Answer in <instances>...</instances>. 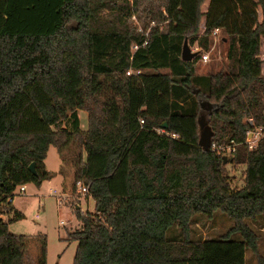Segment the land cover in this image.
Here are the masks:
<instances>
[{
    "label": "trees",
    "instance_id": "16d2710c",
    "mask_svg": "<svg viewBox=\"0 0 264 264\" xmlns=\"http://www.w3.org/2000/svg\"><path fill=\"white\" fill-rule=\"evenodd\" d=\"M3 1L0 264H33L26 238L8 229L21 218L11 203L18 187L48 178L46 152L69 135L85 154L76 181L94 202L91 213L74 209L80 229L65 233L76 243L72 264H245L246 251L258 255L264 140L252 150L240 143L247 118L264 126V0ZM215 30L227 43L226 70L197 74ZM184 41L199 49L190 62ZM69 90L86 102L85 132L76 111H54ZM230 141L240 144L231 161L209 148ZM229 164L243 169L239 189ZM215 212L232 226L194 240L192 225ZM41 239L34 264H45Z\"/></svg>",
    "mask_w": 264,
    "mask_h": 264
},
{
    "label": "rangeland",
    "instance_id": "374dc122",
    "mask_svg": "<svg viewBox=\"0 0 264 264\" xmlns=\"http://www.w3.org/2000/svg\"><path fill=\"white\" fill-rule=\"evenodd\" d=\"M3 3L4 1L0 0V26L2 24L1 11ZM206 6L207 3L202 6V12L206 10ZM131 21L136 29L141 28V21L136 16H133ZM213 36L209 51L201 53V55L206 54L208 56V61L207 63L197 62V74L204 75L226 70L227 43L221 33ZM190 49L191 52L199 51L196 46ZM259 58L262 61L264 74V39L261 40ZM62 95L64 102L56 105L54 111H58L64 116L76 111L80 119V129L85 132L87 128L85 100L74 90H69ZM204 123L205 121L201 125L204 126ZM84 156V149L80 140L74 135L67 136L58 149L50 147L46 152L43 169L48 178L43 180L38 188L32 184H27L24 185L23 193L20 195L15 194L11 207L13 212H18L21 215V218L9 224L8 229L11 233L26 238L23 247L27 263L34 264L36 262L39 254L38 248L43 243L42 236L44 238L45 264L73 263L76 243L66 241L65 233L80 229V223L74 214L75 208L73 207L75 203L62 201L58 204L56 199L50 196V191L55 190L59 194L60 192L63 194L66 192V188L72 186V183L76 181V172ZM242 170V168H238L233 171L230 164L227 166L228 176L232 178L231 185L234 189L243 186ZM93 207L94 202L85 197L80 203V207L76 209H79L82 213H91ZM9 216L2 217V220L6 221ZM59 221L62 222L61 225L58 224ZM231 226L232 221L227 215L215 212L211 220H197L192 225V237L194 240L211 239L220 236ZM174 231L177 230L174 229ZM259 234L261 236L258 255L253 256L246 251L245 264H264V229L260 230Z\"/></svg>",
    "mask_w": 264,
    "mask_h": 264
},
{
    "label": "built area",
    "instance_id": "2783aa9c",
    "mask_svg": "<svg viewBox=\"0 0 264 264\" xmlns=\"http://www.w3.org/2000/svg\"><path fill=\"white\" fill-rule=\"evenodd\" d=\"M137 31L142 33L141 28H137ZM218 33V30H215L213 32V35H216ZM145 36H147V32H144ZM147 42L145 41L142 45V47L146 46ZM138 49V46L133 44L131 46V50L135 51ZM200 62L202 63H207L208 61V56L206 54L201 55L200 57ZM140 72H133V71H128L126 73L127 76L129 75H139ZM140 124H143V121H140ZM245 124H247L248 128L246 130L245 133V140L240 143L242 145H245L247 147L248 150H252L255 149L257 147V144L261 141L264 140V126H256L253 122L252 118H247L245 120ZM174 137V136H173ZM238 143H235L234 141H230L228 143H223V144H211L210 145V149L217 153L219 156L221 157H225V158H232L233 153L235 152L236 148L240 145ZM24 185L20 186L17 188V190L15 191V194H21L24 192ZM88 194V187L85 186L81 181H74L72 183V186L66 188V192L60 194L55 191V190H51L50 191V196L54 199H56L57 203L59 204L62 201H69L74 204L73 208H79L80 207V203L85 199V197H87ZM59 197V198H57ZM59 225L62 224L61 221L58 222Z\"/></svg>",
    "mask_w": 264,
    "mask_h": 264
},
{
    "label": "water",
    "instance_id": "95a60500",
    "mask_svg": "<svg viewBox=\"0 0 264 264\" xmlns=\"http://www.w3.org/2000/svg\"><path fill=\"white\" fill-rule=\"evenodd\" d=\"M196 53L197 52H191V49L189 48L188 44H187V41H184L183 43V47H182V52H181V60L184 61V62H190L192 61V59L196 56ZM162 128H165L166 127V124L163 123ZM230 161L232 160L229 159ZM223 163L225 164L226 163V159L224 158L223 159ZM27 170L28 172L31 174V175H34L35 172H34V164L31 163L28 167H27Z\"/></svg>",
    "mask_w": 264,
    "mask_h": 264
},
{
    "label": "crops",
    "instance_id": "0c3cea01",
    "mask_svg": "<svg viewBox=\"0 0 264 264\" xmlns=\"http://www.w3.org/2000/svg\"><path fill=\"white\" fill-rule=\"evenodd\" d=\"M200 75H202V74H200Z\"/></svg>",
    "mask_w": 264,
    "mask_h": 264
}]
</instances>
